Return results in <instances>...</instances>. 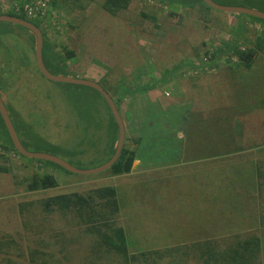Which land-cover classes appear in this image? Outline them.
Returning a JSON list of instances; mask_svg holds the SVG:
<instances>
[{
    "label": "rangeland",
    "instance_id": "rangeland-1",
    "mask_svg": "<svg viewBox=\"0 0 264 264\" xmlns=\"http://www.w3.org/2000/svg\"><path fill=\"white\" fill-rule=\"evenodd\" d=\"M15 1L0 0V11L8 12L3 4ZM180 1L189 5L195 0ZM47 2L55 17L42 25L46 41L64 58L66 51L74 52L67 69L52 74L91 80L115 91L119 86L128 90L156 85L161 76L167 78V84L149 95L120 101L119 113L127 123L128 137L133 118L142 124L160 119L172 140L162 150L158 140L163 134L149 133L140 148L152 151L157 162L116 177L38 170L34 162L0 154V168H7L0 171V243H5L0 264H250L251 253L235 248L251 236L259 238L261 249L253 264H264V151H257L264 149V51L257 53L251 69L239 67L234 73L221 69L216 74H193L186 63L229 39L253 44L264 27L252 23L236 35L232 15L173 0H130L116 16L102 9L104 0ZM6 27L12 32L0 38V96L9 113L47 144L84 146V157L74 166H100L109 156L106 130L95 131L107 117L101 97L90 87L44 78L34 64L30 33L12 24ZM24 52L29 66L23 64ZM259 77L263 82L253 83ZM248 95L254 96L248 101L259 107L246 104ZM223 105L233 107L237 115L232 123L239 130L234 142L240 151L203 158L208 157L204 155L209 129L222 119L212 111ZM83 116H94L92 125ZM187 127L195 137H190V154L180 155L178 141L184 145ZM213 146L220 149L217 141ZM166 160L169 165H164ZM43 172L52 174L58 186L27 191L28 178ZM101 184L116 188L117 224L130 243L127 254L138 257L134 262H124L118 257L121 253L114 252H99L96 261H87L92 238L82 233L71 215L43 212L41 202L48 197L83 193ZM154 251L164 252L163 257L152 261Z\"/></svg>",
    "mask_w": 264,
    "mask_h": 264
},
{
    "label": "trees",
    "instance_id": "trees-1",
    "mask_svg": "<svg viewBox=\"0 0 264 264\" xmlns=\"http://www.w3.org/2000/svg\"><path fill=\"white\" fill-rule=\"evenodd\" d=\"M32 1V0H27ZM93 1V0H88ZM130 0H104L103 4H101V7L103 10H105L107 13H109L112 16H116L118 12L125 10L128 7ZM213 2L223 5V6H240L245 8H250L253 10H258L264 12V0H230L231 3H226L225 0H212ZM173 4L180 3L184 4L188 7H194L197 5L199 8H203L205 11H209L211 8L207 6L202 0H195L194 2L187 5L186 3L180 1V0H173ZM53 4V3H52ZM164 4V3H160ZM165 5V4H164ZM0 14H6L13 17L20 18L22 20L28 21L31 24L37 26L43 37V48H42V59L43 63L46 67V69L52 73L53 70H60L63 67L67 69V66L72 61V58H74V52L73 51H66L64 58L60 53L58 54L55 51V48L48 44L46 41V30L45 28H42V24L46 23L45 21H40L37 18H27L23 14H16L13 11L7 12V13H0ZM142 15L146 17V13L142 12ZM232 17H234L237 21H239L241 18H248L252 21V23H259L261 26H264V21L261 19H257L254 17L241 15V14H230ZM42 22V23H41ZM4 27L2 28L0 32V38L4 37L5 32L8 31V36L12 32L8 27L7 23L3 24ZM6 25V26H5ZM16 26V25H14ZM19 30H25L30 33L32 40V50L34 48L35 44V37L34 35L22 28L19 27ZM242 27L238 24L236 25V28L234 30V34L240 35ZM258 36L255 39L254 43H250V45L243 41L242 39H229L228 41H223L215 48H211L209 50H206L201 57L197 56L198 60H189V58L186 60L187 66H189L192 70L191 72L193 74H199L200 72L206 73V74H216L218 70L223 69L227 73H234L235 71L239 70L240 68L244 69H251L256 61L255 57L258 52L264 51V31L257 32ZM262 35V36H261ZM33 52V51H32ZM25 58L22 59L23 64L26 66L30 65V59L28 54L24 52ZM35 62V58H34ZM35 64V63H34ZM179 67V66H178ZM240 67V68H239ZM37 68V67H36ZM39 73V71L37 70ZM40 74V73H39ZM165 75V74H164ZM162 79H160L158 84L151 85V84H143L140 87L126 89L122 86H119V90L115 91L111 89H105L110 97L113 99V102L119 111V102L125 99L129 96H137L138 94H146L151 89H157L158 85H165L167 84L168 79L161 76ZM263 82V79L261 77L254 78L253 83L255 82ZM156 83V82H155ZM257 84H255V87H257ZM242 85H247L246 83ZM253 87V84H252ZM96 94H98L101 99L104 102L105 105V111L107 114L106 119H103V121H100L95 126V131L101 130L104 128L107 132V138L109 139V156L106 161H104L102 164L107 162L112 155L114 154L117 138H118V128L116 125V122L114 118L112 117V114L110 112V109L102 96L95 90H93ZM242 94L244 92H241ZM248 93H244L246 96ZM1 95V94H0ZM242 95V96H244ZM244 96V97H245ZM254 96L248 95V98L246 100V104L249 107H252V109L259 107L258 103H251L249 102V98H253ZM229 100L230 98L227 97L226 100ZM261 102H263L262 99ZM251 101V100H250ZM5 104V103H4ZM244 102V105H246ZM7 110L8 107L5 104ZM9 112V111H8ZM212 112H219L222 116V119L217 122V126L214 130H210L211 133L208 134V138L206 139V143H208L206 146L208 147V157L203 158H210V157H216L221 154H228V153H236L240 151V148L238 146V142H234V138H238L239 130L238 128H235L232 121L233 119H237V115L235 114L234 108L231 106L223 105L219 106L215 111ZM11 121L13 123V126L15 127V130L17 132L18 137L20 138L23 147L31 152H44L48 154H52L55 156H58L64 160H66L69 164L72 166L73 163H78V161L82 160V157H84L83 154V147L75 146L74 148L70 146H62V145H50L47 144L41 137L35 134V132L30 131L29 127H26L25 124L19 123L17 118L11 113H9ZM94 116H83V119L86 120V122L90 125H92L94 121ZM160 121H149L147 123L146 129L144 130V127H142V123L137 122L134 118L131 120V133L133 134L135 132H139L141 137H135L132 138L128 137L127 134V123H124L125 126V142L123 145V148L121 150V153L116 160V162L105 172H102L100 175H109V176H121V175H127L131 172L133 163L135 160H137L140 156L141 159L149 161L153 160V152L148 149L140 148L142 145V141H145L147 139V136L149 133H162L163 137L158 140V142H161V149L166 150L168 148V142L169 139L167 134L165 133L164 125L163 123H158ZM197 121H201V118H197ZM103 122V123H102ZM124 122V121H123ZM86 124V123H85ZM88 124L86 128H88ZM152 124V125H151ZM191 120L186 123L187 126H190ZM0 128L2 129V132L4 136H0V150L4 154H13L15 156H18L21 159H26L28 162H34L38 164V170H42L43 168H53L59 171L64 172L66 175H70L69 172L65 171L60 166L47 162L42 160H35V159H28L20 154H18L8 136V133L6 131V128L3 124V121L0 117ZM134 130V131H133ZM216 135L215 139L213 136ZM186 140L184 142V145L182 146L181 139H179L178 143V152H180V155L190 154V145L189 142L192 138L195 137V134L192 133L191 130L188 129V127L185 130L184 134ZM127 137L131 139L130 144H126ZM192 137V138H190ZM97 139H99L97 137ZM219 144V150L214 149L213 143L215 141ZM39 141L43 143V145L40 144H33L34 142ZM216 148V146H215ZM31 149H34L31 150ZM261 149V150H260ZM264 151L263 147L257 149V151ZM205 152V151H204ZM167 154V153H164ZM179 154V153H178ZM169 160H166L164 165H169L170 163H167ZM154 162H157L154 160ZM100 164V165H102ZM76 168L81 169L82 167L74 166ZM83 169V168H82ZM7 171V168H0V171ZM99 176V175H97ZM26 185L27 191H37V190H46L50 188H55L58 186V182L56 178L47 172H43L42 174H33L31 178H28ZM42 209L45 215H51L54 212H60L63 214L71 215L72 219L75 221V225H77L82 233L85 236L91 237L93 240V244L91 246L92 252H89L88 260L87 261H96V254L100 252L107 255L114 253H121L118 257L121 258L124 262L128 261H136L138 257L135 255L129 256L128 249L130 246V243L128 245L127 237L124 232V229L117 224V217L119 213V203L117 199V191L114 186L111 185H100L99 187H93L91 189H88L86 192L80 193L78 192H69L65 194H59L56 196L48 197L44 199L42 202ZM246 241L243 245L240 244V242L237 243V246L235 250H246L247 252L251 253V262L250 264H253L256 262L259 253H260V240L256 236H251L249 238H245ZM3 246H5V243H0V253H4ZM209 249H212L209 247ZM166 253L169 250H164ZM7 252V251H6ZM143 253V252H141ZM153 254L150 255V259L153 258H162L163 253L161 251H154ZM243 258V257H242ZM241 258V259H242ZM248 257L246 256V259ZM143 260H146V257H142ZM10 261V260H9ZM238 261V259H237ZM236 261V262H237ZM11 264H15V262L11 261ZM228 264H231L228 263ZM239 264H243L241 261ZM246 264V262H245Z\"/></svg>",
    "mask_w": 264,
    "mask_h": 264
},
{
    "label": "water",
    "instance_id": "water-1",
    "mask_svg": "<svg viewBox=\"0 0 264 264\" xmlns=\"http://www.w3.org/2000/svg\"><path fill=\"white\" fill-rule=\"evenodd\" d=\"M202 1L210 8L223 12V13L241 14V15H246V16L257 18V19H261L264 21V12L262 11L253 10L250 8H245V7H240V6H223V5H219L213 2L212 0H202ZM0 22L22 27L30 31L34 35L35 37V44H34L35 64H36V67L39 73L44 78H46L47 80L53 83H57V84H71V85L87 86L97 91L102 96L106 104L108 105L110 112L112 114V117L114 118L117 128H118L117 143H116L115 151L112 157L107 162H105L104 164L100 166H97L94 169H79V168L72 166L66 160L58 156L44 153V152H31V151L26 150L23 147L22 142L17 135L15 127L13 126V123L11 121L9 112L0 96V117L3 121V124L6 128V131L8 133V136L11 140V143L15 151L18 154L28 159L42 160V161L54 163L60 166L61 168H63L65 171L71 174H74V175H78V176H92V175L107 171L118 159L121 153V150L123 148L124 142H125L124 122L122 120V117L119 111L117 110L113 102V99L110 97L108 92L99 83L91 81V80L72 78V77H67V76H58V75H54L50 73L46 69L43 63V59H42L43 37H42L40 29L37 26L31 24L28 21H25V20L10 16V15H6V14H0Z\"/></svg>",
    "mask_w": 264,
    "mask_h": 264
},
{
    "label": "built area",
    "instance_id": "built-area-1",
    "mask_svg": "<svg viewBox=\"0 0 264 264\" xmlns=\"http://www.w3.org/2000/svg\"><path fill=\"white\" fill-rule=\"evenodd\" d=\"M3 6L7 8L8 12L13 11L16 14H23L27 18L31 19L37 18L40 21H47L48 18L55 17L52 12L49 13L50 6L48 5L47 0H32L30 2L27 0H16L15 2H12L9 6H6L4 4ZM0 154L4 153L0 150Z\"/></svg>",
    "mask_w": 264,
    "mask_h": 264
},
{
    "label": "crops",
    "instance_id": "crops-1",
    "mask_svg": "<svg viewBox=\"0 0 264 264\" xmlns=\"http://www.w3.org/2000/svg\"><path fill=\"white\" fill-rule=\"evenodd\" d=\"M194 7H197V5L196 6H194ZM193 7V8H194ZM0 13H4V12H2V11H0ZM240 25L241 27H243V26H248V25H251L252 24V21L250 20V19H248V18H241L239 21H237L236 20V25ZM253 24H255V23H253ZM256 24H259V23H256ZM261 26V24H259V27ZM262 27H264V26H262ZM242 29V28H241ZM154 91H156V89H151V90H149L145 95H149L150 93H153ZM149 122V121H148ZM148 122H146L145 124H142V127H144V130L146 129V126H147V123ZM134 131V130H133ZM141 134L139 133V132H135L134 131V133L133 134H131L130 135V137H132V138H135V137H141L140 136ZM154 160L155 159H153V160H149V161H146V160H143V159H141V156L137 159V160H135L134 161V163H133V166H132V169H134L136 166H142L143 168L144 167H146V165H153L154 164ZM131 169V170H132Z\"/></svg>",
    "mask_w": 264,
    "mask_h": 264
},
{
    "label": "clouds",
    "instance_id": "clouds-1",
    "mask_svg": "<svg viewBox=\"0 0 264 264\" xmlns=\"http://www.w3.org/2000/svg\"><path fill=\"white\" fill-rule=\"evenodd\" d=\"M42 34V33H41Z\"/></svg>",
    "mask_w": 264,
    "mask_h": 264
}]
</instances>
